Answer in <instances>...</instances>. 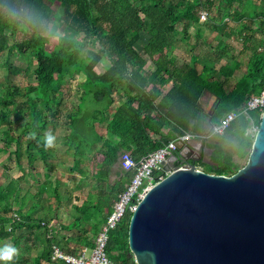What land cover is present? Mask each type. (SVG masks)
Instances as JSON below:
<instances>
[{"label":"trees","instance_id":"trees-1","mask_svg":"<svg viewBox=\"0 0 264 264\" xmlns=\"http://www.w3.org/2000/svg\"><path fill=\"white\" fill-rule=\"evenodd\" d=\"M117 1L34 0V172H42L41 180L34 177L39 188L34 193L39 204L34 209V264H68L52 260L54 245L71 255L83 247L93 249L135 173L119 163L124 150L140 160L183 135H204L203 147L212 150L209 162L201 154L195 164L209 173L230 176L247 163L248 158L245 163L240 160L249 157L248 146H253L256 131L249 132L251 122L245 115L238 116L224 134L206 135L204 112L210 104L215 108L212 120L219 123L224 112L243 109L251 94L264 89V0L259 6L253 0ZM203 10L208 12L204 22ZM19 28L26 37L14 42ZM208 28L217 40L213 60L206 57L201 63L194 53L190 60L173 56L178 39L194 44L195 52ZM229 29L242 40L239 54L225 39ZM144 34L149 36L146 42ZM15 50L33 53V0H0V67L6 69L9 83L5 92L0 91V147L6 150L0 168L7 174L9 161L14 160L21 178L33 179V80L22 88L11 78L33 76V65L11 62L6 55ZM223 56L230 59L231 70L245 65L233 90L215 77L216 62ZM146 57L156 67L143 73ZM104 60L107 67L102 66ZM75 76L83 91L76 103L62 107L65 86ZM169 78L173 82L164 89ZM117 92L123 99L114 107ZM86 101L96 106L90 116L84 110ZM260 121L261 111L257 128ZM58 130L66 131L63 161L55 146L44 144L45 136L51 133L56 138ZM56 164L68 169V179L84 195L82 203L79 197L71 198V189L61 192ZM52 172L54 178L49 177ZM9 183L0 181V249L13 246L18 251L11 261L0 264H33V211H27L33 193L26 191L29 198L23 200L20 187L7 193ZM44 201L47 206H40ZM132 212L127 208L110 231L106 252L116 264H137L129 246Z\"/></svg>","mask_w":264,"mask_h":264},{"label":"water","instance_id":"water-1","mask_svg":"<svg viewBox=\"0 0 264 264\" xmlns=\"http://www.w3.org/2000/svg\"><path fill=\"white\" fill-rule=\"evenodd\" d=\"M208 124L206 135L216 122L209 117ZM178 148L183 167L132 212L129 246L137 264H264V110L247 163L233 175L197 167L194 154H201L186 142Z\"/></svg>","mask_w":264,"mask_h":264},{"label":"built area","instance_id":"built-area-1","mask_svg":"<svg viewBox=\"0 0 264 264\" xmlns=\"http://www.w3.org/2000/svg\"><path fill=\"white\" fill-rule=\"evenodd\" d=\"M207 17V11L203 10L200 12V20L202 22L205 21ZM253 110L261 111L262 115L264 110V89L259 93L251 94L247 98L246 105L243 109H231L227 111L221 117L220 122L213 126L212 134H224L231 126L232 122L240 115H245L251 122V128L255 129V119L251 115V111ZM256 130L257 129H255V131ZM196 137L204 138V135H183L176 140L168 142L157 150L150 152L140 160H136L130 151L124 150L119 157V163L123 169L133 170L135 173L127 190L120 194V198L113 206L106 223L98 232L95 246L93 249L83 247L79 254L71 255L65 253L60 246L54 245L52 260H62L68 264H116L106 252L110 231L117 226L127 208L134 211L137 203L151 187L170 172L183 167L185 159L183 157V150L178 148V144L181 142H188ZM168 161L172 162L170 167H166ZM134 197L136 203L133 202Z\"/></svg>","mask_w":264,"mask_h":264},{"label":"rangeland","instance_id":"rangeland-1","mask_svg":"<svg viewBox=\"0 0 264 264\" xmlns=\"http://www.w3.org/2000/svg\"><path fill=\"white\" fill-rule=\"evenodd\" d=\"M214 14V13H213ZM210 16V15H209ZM207 20V19H206ZM216 22H219V18H215ZM204 22V21H203ZM211 31V30H210ZM213 32V31H212ZM211 33V32H210ZM26 37V33L23 29L19 28V30L16 32L15 35H13L12 40L14 42H18V41H22L24 38ZM258 38L260 37V35L257 36ZM196 40V38H192V42H194ZM228 44L230 45V47H234L235 49V53L239 54L240 52V46L236 43V41H234L233 39L227 41ZM187 43H185L186 45ZM184 45V47H189V45L187 44L186 46ZM203 45V44H202ZM202 45H200V47L202 48ZM204 46V45H203ZM190 48V47H189ZM205 50V48H203ZM202 50V51H204ZM182 52V51H181ZM192 52H194L192 50ZM187 52H183V55H185ZM82 55H84V49L81 53ZM33 53L32 52H26L23 53L19 50H15L12 54H7L6 56H9V60L17 65H22L25 66L28 63H31L33 65V61H31ZM183 59V58H181ZM35 63V61H34ZM104 65V64H102ZM5 66V65H4ZM244 66H242L243 68ZM241 68V69H242ZM7 77V72L6 69L4 67H0V91L5 92V85L9 84L7 83L6 80ZM11 78L13 80V82L17 83L19 86H21L22 88H24L26 85H28L30 83V81L33 80V76L29 75V76H12ZM74 82V83H73ZM6 83V84H5ZM69 84L67 86H65V94H64V102L62 107H69L71 105V103H76L78 98H79V91L77 90V85L79 83V79L77 76L74 77L73 80L68 82ZM22 99V98H20ZM96 106H94V104H92L91 102L86 101L84 104V110L87 112L88 116L91 115L93 108H95ZM85 112V113H86ZM66 114V111L64 112V115ZM251 115L252 117L255 119V123L257 124L259 121V116H260V111L257 110H253L251 111ZM255 124V129H257V126ZM255 129H252V132H255ZM65 130H58L56 133V140H55V144L54 146L57 149V152L55 153L57 156H59L61 158V160H65L66 159V155H65V144H64V140H65ZM1 135V133H0ZM235 144V143H234ZM3 142L0 141V146L2 147ZM0 147V162L3 164L4 162H6V150H4L3 148ZM252 149V143L248 146V152H251ZM250 154V153H249ZM243 158L240 161L242 163H245V160L247 159ZM10 165V169L9 171H7V174H4L5 170L4 167L0 168V181L3 182L5 180L10 181L9 183V188L7 189V193H9L11 190H14L18 187H20L22 189V191H24L23 193V200L25 199V196H27V192L28 190H30L31 193H33V179L32 178H27L25 177L24 179L21 178L22 175V171L18 168L16 162L14 160L9 161L8 163ZM38 166L42 167V163L41 162H37L36 163ZM56 170H58V172L61 174V187L60 190L61 192H65L68 189H72L74 182L70 179H68L69 173H68V169L66 167H62L60 166V164H56ZM4 170V171H3ZM56 175V173L52 172V174H50V178H54ZM7 176V177H6ZM34 177H36L37 179L41 180L42 177V172L41 170H37L34 172ZM39 190V188L34 184V193L37 192ZM45 197H47L50 201H54V198L47 196V193H45L44 195ZM71 196H72V192H71ZM73 197V196H72ZM29 198V195L26 197V200ZM106 201H111V199L109 198ZM47 206V202L44 201V203H40L41 205H45ZM34 206L39 207V204L37 202H34ZM29 208V209H28ZM28 212L33 210V202H29L28 204Z\"/></svg>","mask_w":264,"mask_h":264},{"label":"crops","instance_id":"crops-1","mask_svg":"<svg viewBox=\"0 0 264 264\" xmlns=\"http://www.w3.org/2000/svg\"><path fill=\"white\" fill-rule=\"evenodd\" d=\"M252 2L256 6L257 5L259 6V5H261L263 3L262 0H253ZM249 10H251V9H249ZM225 20L231 21V20H228V19H225ZM230 25L231 26L234 25V22L231 21L230 22ZM210 30L211 29L208 28V29H206L204 31V33H203V39L199 42L200 45L203 44L204 46L202 45V48H201L200 45H199L198 47H196V51L195 52H192L191 51V47L194 44H191L189 46L190 48L189 47L187 48V47H184V45H185L186 42L183 41V40H181V39L180 40L178 39L175 42L174 47H173V56H175L177 59L183 58V60H190L192 57H194V55H192V53H194L196 55H199V58H200L199 60L201 61V63H204L205 62V58L206 57H208V59L211 58L213 60V58L215 57V53H214L215 49L213 48V45H215L217 43V40L214 37L215 36L214 31L213 30L210 31ZM148 37H149L148 35H145L144 34L143 35V41L146 42L148 40ZM193 38H195V36H193ZM225 39L227 41H229L230 39L231 40L233 39L241 47L242 40L239 38V36L237 34H233L231 32V29L228 30L227 36L225 37ZM203 48H205V50ZM202 50H204V51H202ZM240 50H241V48H240ZM183 52H187V53L185 55H183ZM233 52L235 53V50ZM236 53H238V52H236ZM229 61H230V59L228 58V56H223L220 62H216V65H215V70H216L215 77H219L220 80H224L225 81V85L224 86L226 87L227 90H233L236 82L244 75L245 65H243L244 66L243 68L240 67V68H238L236 70H231V69L228 68V66L230 64ZM207 62H208V64H210V61H206V63ZM201 63H200V66H202ZM102 64H104V65H102L103 67H107L109 65V62L107 60H104ZM103 67L101 68V70H103ZM155 67H156L155 63L152 60L148 59L147 64L143 68V73H147L149 71H153L155 69ZM230 68H231V66H230ZM172 82H173V79L172 78H169L168 83L166 85H164V89H168L170 87V85H171ZM121 89L123 90V88H121ZM77 90L80 92L79 93V96H80V94L83 91V88L80 86V82L77 85ZM117 94H118V97H117V99H116V101L114 103V107L117 106V105H119L121 103V100L123 99V95H122L121 92H117ZM214 111H215V108H213L209 104L207 106L205 112H204L205 113L204 116L206 117L205 119L207 121H208L209 117H212L213 116ZM155 113H156V111H155ZM225 113L226 112H224L221 115V117ZM208 127H209V124H208ZM97 128L101 132H104L105 131V127L103 125H99L98 124ZM207 128L205 129V131H207ZM205 131H204V133H205ZM249 132H252V128L249 129ZM194 135H196V134H194ZM186 143H188L196 152H199L200 154H203L205 161H209V156H210L212 150L209 149V148L203 147V138L196 137V138L191 139L190 141H188ZM194 156H195V159L196 160L200 159V157H198L197 154H194ZM171 163H172L171 161H168L166 163V167H170L171 166ZM71 192H72V196H73L72 197L71 194H70L71 198L73 200H75L76 197H79L80 200L78 201V203H82L83 198H84V195H83L81 189L76 188L75 187V184H74L73 185V188L71 189ZM107 197L109 198V196H107ZM35 207L36 206H34V209H35ZM32 211H29V213L32 212Z\"/></svg>","mask_w":264,"mask_h":264},{"label":"clouds","instance_id":"clouds-1","mask_svg":"<svg viewBox=\"0 0 264 264\" xmlns=\"http://www.w3.org/2000/svg\"><path fill=\"white\" fill-rule=\"evenodd\" d=\"M33 138H35L34 135H33ZM55 140L56 138L51 133L47 134L44 138L45 147L46 148L53 147L55 144ZM197 167L202 168L198 165ZM17 251L18 250L13 246H8L3 249H0V261H11L13 257L17 255Z\"/></svg>","mask_w":264,"mask_h":264},{"label":"bare ground","instance_id":"bare-ground-1","mask_svg":"<svg viewBox=\"0 0 264 264\" xmlns=\"http://www.w3.org/2000/svg\"><path fill=\"white\" fill-rule=\"evenodd\" d=\"M117 1V0H116ZM118 2V1H117ZM115 4V3H114ZM98 8V7H97ZM9 9V8H8ZM100 10V9H99ZM131 10V9H130ZM101 11V10H100ZM133 14V13H132ZM111 15H113V14H111ZM116 15V14H115ZM127 15H128V13H127ZM107 17V16H106ZM108 20V19H107ZM94 25V24H93ZM142 26H143V24H142ZM91 31V30H90ZM130 38V37H129Z\"/></svg>","mask_w":264,"mask_h":264}]
</instances>
